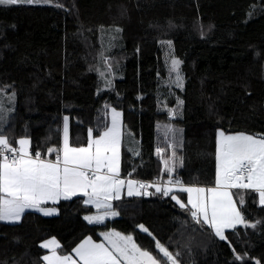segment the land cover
Returning <instances> with one entry per match:
<instances>
[{
	"label": "trees",
	"instance_id": "1",
	"mask_svg": "<svg viewBox=\"0 0 264 264\" xmlns=\"http://www.w3.org/2000/svg\"><path fill=\"white\" fill-rule=\"evenodd\" d=\"M101 53L113 68L107 74L111 88L99 74L106 71ZM173 57L182 61V89L172 82ZM0 92L15 94L14 110L0 124L13 146L27 137L33 152L59 147L65 115L70 143L85 144L88 128L95 135L108 122L107 104L122 112L121 175L167 176L155 148L162 146L166 159L173 151L168 145L175 143L182 166L178 160L174 174L186 186H213L217 131L264 135V0H52L0 6ZM168 109L175 114L169 116ZM169 124L181 131L169 132ZM127 133L138 140L139 156L128 151ZM176 194L186 203V194ZM82 199L59 201L52 216L29 210L18 222L0 221V264H41L46 239L55 238L58 252L69 254L85 237L101 240L100 233L111 229L133 235L158 255L140 224L179 253V264H264V207L255 194H245L243 210L247 220L260 223L226 230V241L159 193L113 201L119 215L103 224L83 219L97 210ZM236 254L244 260H236Z\"/></svg>",
	"mask_w": 264,
	"mask_h": 264
},
{
	"label": "snow or ice",
	"instance_id": "2",
	"mask_svg": "<svg viewBox=\"0 0 264 264\" xmlns=\"http://www.w3.org/2000/svg\"><path fill=\"white\" fill-rule=\"evenodd\" d=\"M52 0H0V6L18 4L51 3ZM57 7L62 5L57 4ZM119 31V29H117ZM169 46L171 41H162ZM107 74L113 68L108 58L101 53ZM179 59L172 58L170 72H175L176 87L183 88V78ZM100 77L105 88L113 86L112 80L106 78L105 71ZM14 93L8 97L14 99ZM178 105L183 101L177 98ZM105 116L110 115V122L102 130L87 129L86 143L73 145L69 137V117L63 118V139L59 147H48L45 152L39 149L32 151L31 140L22 137L10 142L0 127V221L18 222L26 210H36L45 216L57 214L54 207H43L51 202L71 200L83 197L82 204L93 206L95 215H85L83 219L89 224H103L107 218L116 217L119 213L113 210L112 201L121 200L122 194L131 196H148L157 193L170 197L181 209L189 211L191 218L199 225H206L221 241L228 238L226 230L235 231L238 226L255 228L256 224L246 219L244 206L245 194L258 196V204L264 207V135L261 134H226L219 131L216 138L214 186L185 185L179 178H173L177 161L182 166V159L177 157L175 143H170L171 156L164 158V149L156 148V155L163 164V172L168 179L161 184L160 180L151 183L121 176V147L124 136L122 112L115 107L105 105ZM7 111L0 99V114ZM169 116L175 114L168 109ZM3 117L0 115V120ZM169 131L172 126L165 125ZM129 135H131L129 133ZM182 146V145H179ZM139 156L138 147L128 149ZM135 171V169H133ZM148 188H154L150 193ZM143 190V191H142ZM175 190V191H174ZM233 190L235 193L234 199ZM176 192L187 194V203L181 200ZM253 202H257L254 198ZM154 240L155 250L142 248L131 234H122L115 229L101 232L103 242L97 243L92 237L83 239L69 254H61V245L55 238L43 242L40 247L49 253L42 257L45 264H179V253L169 251L153 236L143 224L137 226ZM235 252V250L233 249ZM244 256L235 255L236 260L243 261ZM256 264H260L257 260Z\"/></svg>",
	"mask_w": 264,
	"mask_h": 264
},
{
	"label": "rangeland",
	"instance_id": "3",
	"mask_svg": "<svg viewBox=\"0 0 264 264\" xmlns=\"http://www.w3.org/2000/svg\"><path fill=\"white\" fill-rule=\"evenodd\" d=\"M40 4H45V3H40ZM49 4V3H48ZM101 58V57H100ZM171 65V64H170ZM105 73H106V78L107 79H110L109 77H108V75H107V72L105 71ZM172 73V75H173V77L175 78L176 77V73L175 72H171ZM103 85H104V83H103ZM13 94V92H8V93H4V92H0V99H2L3 100V103H4V107H5V109H7V111H5V112H3L2 114H0V115H2V117H3V119L2 120H0V124L1 123H4L5 124V122H6V120H7V117H8V115L14 110V101H15V95H14V99L11 101V102H9V100H8V97L9 96H11ZM111 107V106H110ZM116 108V107H115ZM118 111H120V109H118V108H116ZM107 111H110V109H108ZM121 112V111H120ZM65 116H67V115H65ZM64 116V117H65ZM69 121H70V119H69ZM108 122H110V115L108 116ZM70 123V122H69ZM63 126V125H62ZM219 131H222V130H218L217 131V133L219 132ZM226 133V132H225ZM131 135H129V133H127L126 135H125V137H124V139H125V145L127 146V148L129 149L130 147H138V140L136 139V137L132 134V133H130ZM226 134H229V133H226ZM216 138H217V136H216ZM170 143V142H169ZM161 148H163L162 146H160ZM162 169H163V164H162ZM55 215V214H54ZM7 223H13V222H7ZM103 242V241H102Z\"/></svg>",
	"mask_w": 264,
	"mask_h": 264
},
{
	"label": "built area",
	"instance_id": "4",
	"mask_svg": "<svg viewBox=\"0 0 264 264\" xmlns=\"http://www.w3.org/2000/svg\"><path fill=\"white\" fill-rule=\"evenodd\" d=\"M157 148V147H156ZM156 148H155V151H156ZM122 176V178H124V177H127V175H121ZM176 177H178V176H176L174 173H173V178L175 179ZM127 178H130V179H137V180H140V181H144V182H148V183H151V182H153V181H156V180H158V178H159V180H160V183L161 184H163L167 179H168V175L167 176H163V175H159V176H157V177H154V178H152V179H140V178H135V177H127ZM180 178V177H179ZM181 179V178H180ZM182 180V179H181ZM154 188H148L147 189V191L148 192H151V190H153ZM143 191V190H142ZM143 198H145L146 196H144V195H141Z\"/></svg>",
	"mask_w": 264,
	"mask_h": 264
},
{
	"label": "crops",
	"instance_id": "5",
	"mask_svg": "<svg viewBox=\"0 0 264 264\" xmlns=\"http://www.w3.org/2000/svg\"><path fill=\"white\" fill-rule=\"evenodd\" d=\"M232 134H238V133H232ZM62 139H63V126H62ZM61 144H62V141H61ZM214 186V185H213ZM175 191V190H174ZM234 191V190H233ZM186 196V203H187V194L185 195ZM123 197H129V196H127L126 195V192L124 193V194H122V198ZM115 201V200H114ZM113 202V201H112ZM57 204V203H56ZM91 206V205H90ZM43 207H54V208H56V206H55V204H52L51 202H49L48 204H45V205H43ZM93 207V206H92ZM95 208V207H94ZM57 209V208H56ZM26 211H29V210H26ZM33 211H36V210H33ZM41 213V212H40ZM41 214H43V213H41ZM44 215V214H43ZM52 216V215H51ZM112 218V217H111ZM108 219V218H107ZM14 223V222H13ZM89 237V236H88ZM85 238H87V237H85ZM84 238V239H85ZM49 239H51V238H49ZM49 239H46L45 241H47V240H49ZM93 239V238H92ZM95 242H97V243H100V242H102L103 241V237H102V239L101 240H95V239H93ZM45 241H43V242H45ZM42 242V243H43ZM78 245V244H77ZM76 247V246H75ZM47 251H46V253L44 254V255H46V254H48L49 253V250L48 249H46ZM41 264H45V262L43 261Z\"/></svg>",
	"mask_w": 264,
	"mask_h": 264
}]
</instances>
